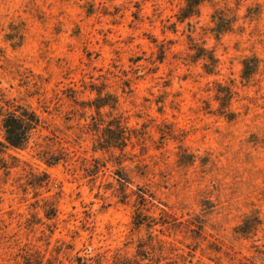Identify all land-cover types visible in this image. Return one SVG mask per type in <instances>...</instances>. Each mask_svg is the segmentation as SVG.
I'll list each match as a JSON object with an SVG mask.
<instances>
[{"label": "rangeland", "instance_id": "1", "mask_svg": "<svg viewBox=\"0 0 264 264\" xmlns=\"http://www.w3.org/2000/svg\"><path fill=\"white\" fill-rule=\"evenodd\" d=\"M76 258L264 264V0H0V264Z\"/></svg>", "mask_w": 264, "mask_h": 264}, {"label": "trees", "instance_id": "2", "mask_svg": "<svg viewBox=\"0 0 264 264\" xmlns=\"http://www.w3.org/2000/svg\"><path fill=\"white\" fill-rule=\"evenodd\" d=\"M40 123V117L33 110L20 104H10L8 110L2 115L5 142L13 148H23L28 144ZM76 260L77 264H86L82 258H76Z\"/></svg>", "mask_w": 264, "mask_h": 264}]
</instances>
